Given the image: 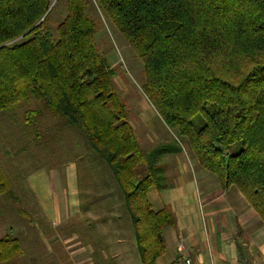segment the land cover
<instances>
[{
    "label": "trees",
    "instance_id": "obj_1",
    "mask_svg": "<svg viewBox=\"0 0 264 264\" xmlns=\"http://www.w3.org/2000/svg\"><path fill=\"white\" fill-rule=\"evenodd\" d=\"M53 1L0 0V112L33 96L78 131L117 183L141 264L165 252L162 231L175 220L146 194L165 187L161 159L181 147L142 150L98 48L92 2L142 63L144 94L164 124L264 223V0H66L54 37ZM11 194L0 169V195ZM21 256L14 238L0 239V264Z\"/></svg>",
    "mask_w": 264,
    "mask_h": 264
},
{
    "label": "crops",
    "instance_id": "obj_2",
    "mask_svg": "<svg viewBox=\"0 0 264 264\" xmlns=\"http://www.w3.org/2000/svg\"><path fill=\"white\" fill-rule=\"evenodd\" d=\"M50 116L59 120L52 127L55 134L64 132L67 124ZM71 132L70 144L78 136ZM70 148L67 159L23 162L30 164L23 185L33 206L28 210L37 222L25 223L21 237L18 233L14 239L21 258L26 250L21 243H38L44 246L40 260L57 261L66 255L68 262L59 264H107L126 253L125 203L106 165L94 155L80 156ZM189 154L183 146L178 154L165 155L161 159L165 187L146 194L155 212L165 208L175 220L162 231L165 252L155 264H184L185 259L191 264H264V223L235 187L222 190ZM11 196L7 198L17 203L13 189ZM26 228L33 229L34 237Z\"/></svg>",
    "mask_w": 264,
    "mask_h": 264
},
{
    "label": "rangeland",
    "instance_id": "obj_3",
    "mask_svg": "<svg viewBox=\"0 0 264 264\" xmlns=\"http://www.w3.org/2000/svg\"><path fill=\"white\" fill-rule=\"evenodd\" d=\"M65 1L54 0L51 4L47 23L49 33L53 37L55 36L57 24L66 16ZM88 13L99 24V31L96 35L98 48L113 74L112 82L114 88L119 99L125 105L127 120L139 144L142 145V150L148 151L155 147L166 145V142L169 141H173L175 145L178 143L179 147H181L180 151L183 146L186 149V144L182 143V146L179 143L175 132L173 133V130L163 124V120L144 94V68L133 50L93 2ZM17 42H21V40H17ZM37 108L40 109L41 115L33 118V125H28L24 121L26 111H34ZM49 117L51 116L48 110L43 106L41 107L40 102L33 96L21 101L15 108L0 112V169L5 174L18 199V202L14 204L7 196L0 195V239L5 236L18 237V233L25 227V223L30 225L37 222L35 218L32 219L33 212L28 210L33 206L31 205L32 202H30L31 199L26 195L23 185L25 176L30 171V164L23 163L27 161L25 159H67L70 157L71 145L75 150L74 154L76 153L80 156L94 155L96 159H99L85 145L81 135L74 128L67 125L68 127L64 132L59 133L57 131V134H55L56 132L52 127L59 120H52V117L49 120ZM61 121L65 123L64 120ZM58 130L60 129L58 128ZM71 131L78 135L77 138H73L72 144L69 142V139L72 138ZM37 134L42 137L40 139L37 138ZM167 136L170 137V140L164 141ZM189 155L192 157L191 154ZM125 216L127 237H129L126 243V253L120 259L108 260L107 264H141L133 239L134 231L129 220L130 217L128 213ZM28 231L34 237L33 229H28ZM19 237H21V233ZM23 246L26 249L24 256L19 260L15 259L13 264H59L68 262V256L66 255L57 261L49 257L40 260L38 256L40 251L41 253L43 252L44 246L38 243H21V247ZM97 254L98 252L93 257Z\"/></svg>",
    "mask_w": 264,
    "mask_h": 264
},
{
    "label": "built area",
    "instance_id": "obj_4",
    "mask_svg": "<svg viewBox=\"0 0 264 264\" xmlns=\"http://www.w3.org/2000/svg\"><path fill=\"white\" fill-rule=\"evenodd\" d=\"M178 248H179L180 250H182V249H183V245L180 244V245L178 246ZM184 264H191V261L188 260V259H185V260H184Z\"/></svg>",
    "mask_w": 264,
    "mask_h": 264
}]
</instances>
